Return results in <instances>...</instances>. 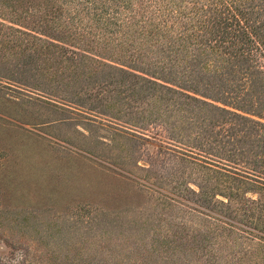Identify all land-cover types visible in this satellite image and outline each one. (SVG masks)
I'll use <instances>...</instances> for the list:
<instances>
[{
	"label": "rangeland",
	"instance_id": "obj_1",
	"mask_svg": "<svg viewBox=\"0 0 264 264\" xmlns=\"http://www.w3.org/2000/svg\"><path fill=\"white\" fill-rule=\"evenodd\" d=\"M11 13L0 10V23L44 43L18 47L19 35L0 30V264H264V167L251 164L264 149L252 145L255 135L228 145L230 125L218 122L211 130H220L224 152H207L192 126L161 116L169 107L150 116L153 107L129 98L118 74L110 81L96 69L109 64L176 90L187 84ZM71 50L87 51L95 70L51 68L48 57ZM30 58L41 71L24 69ZM193 72L212 76L203 77L209 87L182 92L217 106L201 96L247 87L238 75L220 79L212 64ZM241 146L246 157L229 158Z\"/></svg>",
	"mask_w": 264,
	"mask_h": 264
},
{
	"label": "trees",
	"instance_id": "obj_2",
	"mask_svg": "<svg viewBox=\"0 0 264 264\" xmlns=\"http://www.w3.org/2000/svg\"><path fill=\"white\" fill-rule=\"evenodd\" d=\"M3 8L12 10L11 18L30 19L33 25L46 26L54 33L75 40L77 46L97 53L127 56L133 62L159 69L172 81L187 84L184 88L177 86L176 90L109 64L96 69L101 71L97 74L110 81L119 75L117 84L130 93L129 98L141 99L151 109L153 107L150 116H159L157 111L160 113L161 108L169 107V113L161 116L177 121L170 124L183 129L192 126L197 142L207 138L200 144L207 152H224V146L219 145L220 130H211L218 122L230 125L225 131L228 145L244 146L246 138L255 135L257 139L252 145L264 149V123L224 107L264 120V66L257 63L260 60L264 64V0H0V10ZM21 8L26 11L19 12ZM45 23L50 25L44 26ZM2 29H6L3 36L19 35L15 40L18 47L28 43V39L32 44L34 41L44 43L31 32L12 30L3 22L0 23ZM83 51L71 50L65 59L50 56L47 61L54 70L73 71V75L77 71L95 70L90 62L93 58ZM34 59L30 58L24 69L31 64L35 71H41V67L32 62ZM210 64L218 71L220 79L229 76L233 80L238 75L247 85L244 89L229 91L221 86L215 89V86L213 92L225 99L201 96L220 102L223 107L182 92L197 95V86L209 87L203 77H213L207 74H195V77L193 71L196 67L206 70ZM93 77H97L96 74ZM162 123L170 128L168 123ZM245 153L244 147H237L229 151V158H245ZM251 164L261 168L264 160H254ZM261 184L264 190V180Z\"/></svg>",
	"mask_w": 264,
	"mask_h": 264
}]
</instances>
